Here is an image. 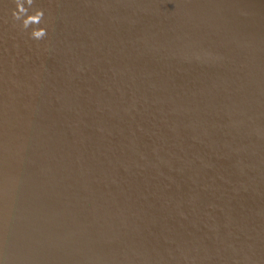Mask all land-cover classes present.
Listing matches in <instances>:
<instances>
[{"label": "water", "instance_id": "1", "mask_svg": "<svg viewBox=\"0 0 264 264\" xmlns=\"http://www.w3.org/2000/svg\"><path fill=\"white\" fill-rule=\"evenodd\" d=\"M23 3L38 25L0 0V264H264V0Z\"/></svg>", "mask_w": 264, "mask_h": 264}, {"label": "clouds", "instance_id": "2", "mask_svg": "<svg viewBox=\"0 0 264 264\" xmlns=\"http://www.w3.org/2000/svg\"><path fill=\"white\" fill-rule=\"evenodd\" d=\"M16 2V9L13 11L12 15L13 18L16 20H20L22 17V27L24 29H27L30 25H38L39 22L38 21H34V20H29V17L34 16L36 14V12H40L41 16L43 15V10L41 9H36L34 10L33 14L27 15V9L24 7V3L23 0H15ZM27 4L30 6L31 4H29L27 2ZM23 10V11H22ZM31 38L36 39V40H47L48 39V33L45 31L44 28L41 27H34L30 33Z\"/></svg>", "mask_w": 264, "mask_h": 264}]
</instances>
